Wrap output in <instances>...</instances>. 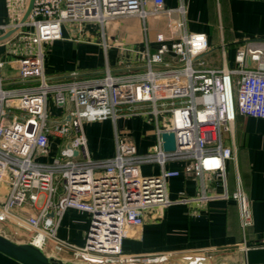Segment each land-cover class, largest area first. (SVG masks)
Instances as JSON below:
<instances>
[{
  "label": "built area",
  "instance_id": "obj_1",
  "mask_svg": "<svg viewBox=\"0 0 264 264\" xmlns=\"http://www.w3.org/2000/svg\"><path fill=\"white\" fill-rule=\"evenodd\" d=\"M8 3L11 18L0 29L16 28L7 40L18 42L10 56L19 77L37 84L4 89L0 78V186H7L0 222L15 223V234L30 232L27 243L42 251L53 239L67 244L75 258L102 264L133 260L123 253V239L144 224L152 209L234 199L242 227L252 224L246 193L241 187L232 193L227 188V161H236V151L224 145L223 132L232 136L238 114L264 119V41L239 46L234 67L213 68L204 59L210 49L207 35L187 29L186 0L175 7L166 0H35L25 22L20 18L23 0ZM155 20L163 26L155 33V50L142 53L144 71L118 75L107 67L102 76L83 80L47 77L43 43L63 38V23H99L107 47L111 37L130 26L153 35ZM112 22L120 23L115 31L108 28ZM49 95L63 109L62 118H51ZM145 115L154 123L156 138L148 151L139 152L133 141L116 134L113 155H91L84 120ZM164 132L175 134L173 151L164 150ZM53 135L63 142L57 155L44 160ZM37 151L42 154L38 158ZM174 160L187 161V169L200 180L199 192L170 198L169 179L180 175L167 167ZM154 163L158 173L142 171L143 164ZM213 176L222 180V193L207 191L206 180ZM69 209L91 214L83 246L56 236Z\"/></svg>",
  "mask_w": 264,
  "mask_h": 264
},
{
  "label": "crops",
  "instance_id": "obj_2",
  "mask_svg": "<svg viewBox=\"0 0 264 264\" xmlns=\"http://www.w3.org/2000/svg\"><path fill=\"white\" fill-rule=\"evenodd\" d=\"M28 1L23 0L20 18L27 8ZM178 3L179 0H166L169 7H175ZM186 8L187 29L190 32L205 33L208 37L210 49L204 55V59L209 67H234L239 46L253 41H264V0H186ZM8 19V4L6 0H0V25L6 24ZM119 25L118 22H112L108 28L115 31ZM153 25L151 36L132 26L125 28L118 37L109 39L107 47L103 45L102 30L99 28L98 39H92V42L98 45L105 57L101 54L98 64L90 61L83 53H87L84 44H89L87 39L90 36V33H86L84 38L81 37L84 28L72 32L71 37L63 35V38L54 40L55 48L50 54L45 55L46 75L52 81H69L102 76L107 67L118 75L142 72L145 70V64L141 59L142 53L147 48L155 50L158 45L155 33L162 29L163 22L155 20ZM8 31L1 28L0 37ZM8 38L0 40L4 46L8 45ZM72 41L77 44L72 45ZM217 42L218 47L215 46ZM228 47L233 50L231 61L226 51ZM216 48L220 66L217 65V60L212 61L211 65L208 59ZM223 50L226 53L225 58ZM81 58L85 59L84 65ZM3 59L5 61L0 68V78L4 89H24L37 84L34 79L23 80L19 77L13 57L8 55ZM48 103L50 110L52 108L54 113L63 115L62 108L53 107L50 101ZM62 115L58 119L62 118ZM119 119L123 124L126 120L135 123L136 141H130L137 145L139 152H146L151 147L149 142L146 146L144 143L140 144L138 141L140 136H151L153 144L155 143L154 123L148 115L120 116L116 121L111 118L97 121L112 120L117 125ZM116 134L120 135L118 129H115L114 137ZM50 142V154L43 158L44 160H50L54 154L57 155L63 138L53 135ZM224 145L236 151V161L232 159L227 161V188L232 193L241 187L246 193L252 213V224L246 228L242 227L238 204L234 199L217 197L208 202L175 203L168 208L152 209L147 211L144 224L130 229L127 235L130 244L126 249L128 254L133 256V260L123 263L115 260L107 264H264V119L238 114L234 132L232 136L226 138ZM110 150L107 156L115 153L116 142L115 145H111ZM99 156L103 155L95 157ZM167 167L180 171L179 176L169 179L168 182L171 199L199 192L200 180L187 169L186 160L169 161ZM141 168L148 174L160 171V166L156 163L143 164ZM206 182L210 194L223 192L222 180L219 177L213 176ZM6 193L7 186L2 184L0 201L4 199ZM67 211L57 232H61V238L68 236L69 240L58 239L74 246H83L88 230L86 228L84 231H72L69 226L65 227ZM70 224L73 225L72 222ZM10 226L8 223L0 222V234L14 240L13 229ZM49 245H52V242ZM124 246L125 244L123 248ZM51 247L45 246L49 251ZM61 247L60 245L59 250H62ZM48 257L53 258V253ZM65 262L102 264L85 257L71 261L67 258ZM0 264L22 263L0 252Z\"/></svg>",
  "mask_w": 264,
  "mask_h": 264
},
{
  "label": "rangeland",
  "instance_id": "obj_3",
  "mask_svg": "<svg viewBox=\"0 0 264 264\" xmlns=\"http://www.w3.org/2000/svg\"><path fill=\"white\" fill-rule=\"evenodd\" d=\"M7 4H8V16L9 19L7 20L9 22L10 20V15H11V11H10V4L8 3V1L6 0ZM150 7V5L148 6ZM83 25V30L81 33V37L84 36V34L86 33H90V36L88 37V43L89 44H84V46H86V52H83L85 56L88 57V59L90 61H92L93 63L98 64L100 61V56L101 54H103L104 56V52H101L100 48L98 47V45L96 43H93L92 39H98V29L100 28L99 23L97 22H86ZM82 25L78 24V23H72V22H65L62 25L63 28V35L64 37H71L72 32H78L80 29H82ZM1 32V29H0ZM84 38V37H83ZM17 43L15 42V44L13 42L9 43L8 45H5L2 43V41H0V60L5 61L3 59V57H7L8 55H10L12 52H14L16 50L17 47ZM73 44H77L75 42L72 41V45ZM216 47L219 46V43H215ZM23 45V43H22ZM55 48V44H54V40L49 41V42H44L43 43V51L45 53V55L50 54V52H52V50ZM72 48V47H71ZM154 49V47H153ZM216 48L215 50H213L211 52V54L208 56L209 62L212 65V61L217 60L218 63L217 65L220 66L221 63L218 60V52H217ZM227 51V55H228V59L229 61H231L233 59V50L230 49V47H228ZM105 57V56H104ZM81 61L85 62L84 58H81ZM49 101L50 104H53V107L56 106L55 103L52 101V96L49 95ZM63 111V109H62ZM49 113L51 118L53 119H58V117H60L62 114H56L54 113L53 109L51 108V110L49 109ZM63 113V112H62ZM129 119V118H128ZM117 125L114 124V122L112 120L109 121H102V122H98V121H85L83 122V128H84V133L87 136V138H90V142L88 143V148L89 151L91 153V155L96 158V155H103V156H99L97 158H105L108 153H110V147L111 145H115V129H118L121 137H126L129 140H133L136 141V135H135V123L132 120H126V122L123 124L122 120L119 119L116 123ZM117 127V128H116ZM127 132V133H126ZM230 134L229 132L224 131L223 132V138H224V142L226 140L227 137H229ZM138 141L140 142V144H145L149 142V145L152 146L153 145V140L151 139V136H140L138 138ZM148 145V146H149ZM149 146V147H150ZM39 152L37 151V158L39 155L42 154H38ZM52 156V155H51ZM55 156V154L51 157L53 158ZM108 157V156H107ZM41 158H46L45 155H42ZM39 157V159H41ZM142 169V168H141ZM41 202V200H40ZM69 214V215H68ZM90 220H91V214L88 212H82L79 210H75V211H71L68 210L67 211V215H65V227L71 228L72 231L74 230H79V231H84L88 230L89 228V224H90ZM70 222L73 223V225L70 224ZM8 225H11L10 227H12V238L14 239L13 241L17 242V243H27V241L29 240V236H30V232H28L27 230L24 229H19L18 234H15V230H16V225L15 223L12 222H7ZM57 238H61V232H57L56 234ZM62 240H66L68 241V236H64V238H61ZM64 241V242H66ZM52 242V245H49V243ZM55 242V243H54ZM54 244V245H53ZM62 246V250H59L60 245ZM125 244L124 248L123 245ZM130 244L128 242V238L124 237L123 242H122V250L124 254H128V251L126 249L127 245ZM47 247L48 246H52L50 251L47 250L44 247L43 252L48 256L50 253H53V259L54 261H56L57 263H61V262H65V260H67V258H69V260L71 261V259H75V256L73 254V251L69 248H67V244L63 245L53 239H48L47 243H46ZM59 245V246H58ZM66 249V251H65ZM60 252V253H59ZM60 258H63V260H60ZM95 260V259H93ZM98 261V260H95ZM108 263H112L115 262L114 259H107ZM63 264H70V263H63ZM107 264V263H106Z\"/></svg>",
  "mask_w": 264,
  "mask_h": 264
},
{
  "label": "water",
  "instance_id": "obj_4",
  "mask_svg": "<svg viewBox=\"0 0 264 264\" xmlns=\"http://www.w3.org/2000/svg\"><path fill=\"white\" fill-rule=\"evenodd\" d=\"M35 0H29L27 8L21 18V22H25L29 17ZM16 28L9 30L0 37V40L10 37ZM164 140L163 147L165 151H173L176 148L175 134L173 132H164L162 134ZM0 252L21 262L22 264H63L57 263L53 258H49L41 249L30 243H17L12 239L0 234Z\"/></svg>",
  "mask_w": 264,
  "mask_h": 264
},
{
  "label": "bare ground",
  "instance_id": "obj_5",
  "mask_svg": "<svg viewBox=\"0 0 264 264\" xmlns=\"http://www.w3.org/2000/svg\"><path fill=\"white\" fill-rule=\"evenodd\" d=\"M41 239V238H40Z\"/></svg>",
  "mask_w": 264,
  "mask_h": 264
}]
</instances>
